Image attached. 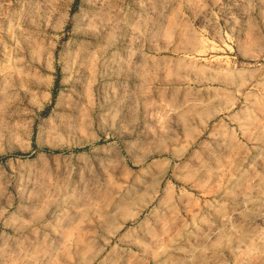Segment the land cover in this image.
Here are the masks:
<instances>
[{"label": "rangeland", "instance_id": "rangeland-1", "mask_svg": "<svg viewBox=\"0 0 264 264\" xmlns=\"http://www.w3.org/2000/svg\"><path fill=\"white\" fill-rule=\"evenodd\" d=\"M0 264H264V0H0Z\"/></svg>", "mask_w": 264, "mask_h": 264}]
</instances>
